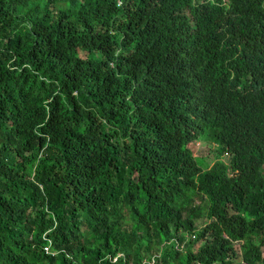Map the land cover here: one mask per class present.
Segmentation results:
<instances>
[{
    "label": "trees",
    "instance_id": "1",
    "mask_svg": "<svg viewBox=\"0 0 264 264\" xmlns=\"http://www.w3.org/2000/svg\"><path fill=\"white\" fill-rule=\"evenodd\" d=\"M0 264H264V0H0Z\"/></svg>",
    "mask_w": 264,
    "mask_h": 264
},
{
    "label": "rangeland",
    "instance_id": "2",
    "mask_svg": "<svg viewBox=\"0 0 264 264\" xmlns=\"http://www.w3.org/2000/svg\"><path fill=\"white\" fill-rule=\"evenodd\" d=\"M190 146H191L194 154L198 155L197 159L199 162L202 163L205 159L204 157H207L209 161L214 162V160H215V158H214V151H215L214 146H212V145L210 146L209 144H207V142H203V141H195V142L191 143ZM225 160L228 162L229 156L228 157L226 156Z\"/></svg>",
    "mask_w": 264,
    "mask_h": 264
}]
</instances>
